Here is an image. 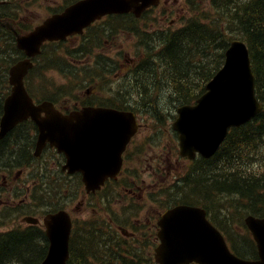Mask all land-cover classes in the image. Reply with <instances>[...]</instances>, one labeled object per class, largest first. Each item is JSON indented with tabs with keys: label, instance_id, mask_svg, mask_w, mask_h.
I'll use <instances>...</instances> for the list:
<instances>
[{
	"label": "water",
	"instance_id": "obj_1",
	"mask_svg": "<svg viewBox=\"0 0 264 264\" xmlns=\"http://www.w3.org/2000/svg\"><path fill=\"white\" fill-rule=\"evenodd\" d=\"M150 1L146 0V4L150 5ZM136 5L138 0L80 1L62 14L48 18L28 35L22 36L14 30L17 45L28 56H34L45 40H60L67 35L80 33L104 14L136 13ZM29 67L30 63L23 61L10 70L9 81L13 87L10 96L4 101L0 136H4L19 121L30 117L38 125V148L49 142L59 152H65L70 172H84L88 161V145L94 128H98L100 123L98 115L103 110L85 109L69 117H61L49 103L33 106L22 86V77ZM260 110L254 97V79L246 47L234 41L225 53L224 65L207 84L206 94L197 100L196 105L177 109L178 117L172 127L179 134L180 155L194 158V153L199 152L204 158L211 157L229 127L246 123ZM41 112L45 117L40 116ZM114 117L116 113L107 122L106 129H112ZM126 126L129 129L132 122L128 120ZM94 183H91L92 187ZM26 221L36 222L30 219ZM245 222L257 245V261L240 260L229 253L222 235L206 220L204 209L185 205L169 209L158 221L160 230L157 237L160 245L155 250V261L159 264H264V218L248 217ZM66 223L68 219L64 213L45 219L50 247L42 264H54L58 249L57 264H64L66 246L62 237Z\"/></svg>",
	"mask_w": 264,
	"mask_h": 264
},
{
	"label": "trees",
	"instance_id": "obj_2",
	"mask_svg": "<svg viewBox=\"0 0 264 264\" xmlns=\"http://www.w3.org/2000/svg\"><path fill=\"white\" fill-rule=\"evenodd\" d=\"M217 4L232 11L227 25H207L198 19L191 20L173 33L169 43H165L159 52L163 75L172 86L174 106L190 104L204 92V85L221 67L230 41L239 36L249 51L255 93L263 110L248 124L232 129L211 160L196 159L191 163L182 185L186 188L185 199L178 203L206 208L211 222L224 234L234 254L244 259H256L255 244L248 231L241 224L234 229L226 226L229 218L225 212L230 214L232 209L224 207L220 211L223 218H220L211 212L208 204L211 199L204 198V194L212 198L223 194L237 195L246 201L245 212L264 215V172L254 174L250 169L252 156L264 152V0H217ZM6 10V6H0V14ZM12 42V37L0 28V115L2 100L8 91L6 71L17 56ZM36 68L37 65L32 72ZM0 158H7L11 166L18 167L21 166L19 158H23V162L31 159L25 148L19 153L0 152ZM241 231L245 234L241 235ZM46 251L44 235L35 227L0 233V264H40ZM137 260V264L145 262L141 256Z\"/></svg>",
	"mask_w": 264,
	"mask_h": 264
},
{
	"label": "rangeland",
	"instance_id": "obj_3",
	"mask_svg": "<svg viewBox=\"0 0 264 264\" xmlns=\"http://www.w3.org/2000/svg\"><path fill=\"white\" fill-rule=\"evenodd\" d=\"M67 2H69V0H17L15 7L19 8V11L15 10L14 13L18 16V21L24 26H34L46 18L53 9ZM170 3L172 8H175L174 14L171 16L172 29L181 26V20L189 16L187 12L183 11V8L198 6L201 10L206 12L211 11L209 0H170ZM225 17L228 16H225L224 13L218 15L219 21H224ZM118 22L125 30L130 28L124 20H118ZM115 24L116 20H106L94 26V28L88 32L91 34L90 36H86V38H81L79 40H69L63 45V48H59V53H62L65 47L68 49L70 48L69 51L79 49V46L91 49L86 55H82L79 52H72L74 55L73 61H77V64L72 65L73 67H71V69L74 70L82 83V88L80 90L74 88L76 82L73 78L69 77L68 73H71L69 72V68L63 73L58 71L43 73L36 79V86L41 85L42 82L46 83L48 86L52 84L55 88L63 86L65 89H69V92L74 98L77 97L79 99L83 98L85 93L87 94V91L89 97H106L109 92L107 89H109L111 83L117 80L122 81L125 78L128 68L124 61H130L131 59L135 61L146 60L145 55L141 53V46L136 43V38L131 35L127 36V32H123L124 30L120 31L119 29H113ZM159 26H165L163 19H160ZM92 35L95 36V38H91ZM73 46H75L76 49H72ZM109 62L114 63L113 69L110 72L102 70L101 65H105ZM146 65L148 69H152V66L149 65L148 62ZM89 75H91L92 79L88 78ZM161 76L162 73L158 70H151V72L148 70L146 75L139 77V88L145 89L146 97L149 102L157 106H160L161 102L163 108L170 112L169 118L167 119V123L170 124L171 115L176 107L173 110V105L165 97L164 86L158 83V87H156L152 80V78L157 79ZM103 79H105L106 82H103ZM118 85L119 84L114 85V90L118 89ZM74 98L68 96L64 101V105L67 109H71L73 103L78 101L74 100ZM146 124L149 125L146 126ZM136 141L138 148H143L147 141L149 148L152 149V154L146 157V161L145 153L149 150L145 152V149H143L142 157L134 160L130 167V171L136 169L142 175L140 179L143 183L140 185V192L135 191L133 198L127 197L122 193V198L114 201L105 198H94L89 202L92 204V207L98 209V212H96V214L94 213L93 216L91 209H84V206H80L82 213L77 217L99 220V213L101 211H113L121 215V217L124 219L126 218L128 222L134 223L136 236L134 240L129 241L117 239L114 244H112L113 248L115 249L118 247V254H123L122 256L129 259V253H136L140 245H145L147 250L143 252V255L151 257L152 259L151 243H153L152 234L155 232L154 222L162 208V200L178 196V181L180 179V174L183 175L186 172L187 164L185 162H177L176 141L170 129V125L157 129L149 120H146L143 122V129ZM45 159L50 163V172L53 174L56 163L52 161H57V158L52 157L51 152H48L45 155ZM253 163V171H264L263 154L254 158ZM154 168L156 175L153 178L152 176L148 178L147 173L152 174ZM24 174L25 173L22 172V178L18 181L10 182V180H7V182H3V179H0V186L5 185L4 189L6 190V193L0 196V208L4 205L15 207L18 204L17 200L14 199V191L24 189V187L21 186V182L25 179ZM28 175L29 174L26 175V179H28ZM70 181V179L62 177H59L58 180V204L66 207L67 209H65L68 211L81 201V199H79L74 202L73 198L70 201L72 192L76 190L75 184L68 183ZM74 182H76L75 179ZM137 182L140 184L139 179ZM222 206L233 207L242 211L245 203L234 196H222L212 208L213 210H219ZM232 217L234 221H236V217L239 219L241 218L242 221L244 219L243 214L236 215L235 212L232 213ZM16 224H19V222H12L7 228L15 226ZM7 228L0 229V231H5Z\"/></svg>",
	"mask_w": 264,
	"mask_h": 264
},
{
	"label": "bare ground",
	"instance_id": "obj_4",
	"mask_svg": "<svg viewBox=\"0 0 264 264\" xmlns=\"http://www.w3.org/2000/svg\"><path fill=\"white\" fill-rule=\"evenodd\" d=\"M242 4V3H241ZM234 7V6H233ZM236 7V6H235ZM194 58V57H193ZM185 72V71H184ZM194 73V72H193ZM188 202V201H187Z\"/></svg>",
	"mask_w": 264,
	"mask_h": 264
}]
</instances>
